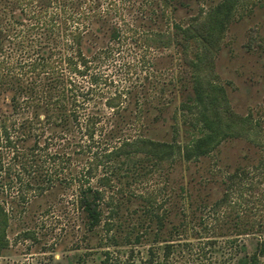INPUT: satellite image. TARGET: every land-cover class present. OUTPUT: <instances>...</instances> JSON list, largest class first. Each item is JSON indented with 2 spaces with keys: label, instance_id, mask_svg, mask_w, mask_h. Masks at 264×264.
<instances>
[{
  "label": "rangeland",
  "instance_id": "374dc122",
  "mask_svg": "<svg viewBox=\"0 0 264 264\" xmlns=\"http://www.w3.org/2000/svg\"><path fill=\"white\" fill-rule=\"evenodd\" d=\"M107 1L110 6L116 2L122 13L113 19L120 25L122 37L109 42L110 49H100L99 60L91 64L95 66L92 72H100L108 81L101 86L104 95L97 94L87 104V112L97 115L95 140L104 141V131L111 126L114 130L107 135V145L102 144L103 152L128 137L140 135L181 143L194 139L200 125L194 108L186 102L187 94L193 90L188 61L201 53L200 45L193 39L187 50L177 43L163 47L151 42L150 37L155 32L171 31L175 24L185 26L197 21L221 0H135V8L131 7L132 1L128 8L125 0ZM182 1L188 5L182 6ZM237 1L219 49L213 51V70L208 69V64L204 67L211 73L210 79L222 85L231 107L243 116H252L264 131V0ZM54 11L55 8H42L31 0H0V27L5 37L0 58L8 73L20 74L27 84L43 80L28 66L37 57L40 45L55 50L54 64L58 51L62 56L73 51L69 46L62 49L68 31L61 26L57 29V20L51 18ZM63 17L65 27L71 28L74 22L68 19L70 16ZM131 25L136 31L129 29ZM13 67L16 68L10 69ZM45 84L46 76L41 89ZM116 89L125 95L121 116L119 111L102 104V99ZM126 106L129 109L122 111ZM83 139L87 140L86 135ZM95 145L91 152L76 156L74 164H64L63 173L69 168L86 171L85 166L95 160L92 151L99 149ZM6 153L4 162L12 165V154ZM126 158L116 154L109 159L100 158L93 168L89 180L103 193L105 215L92 232L82 224L76 183L51 195L29 190L27 202H23L12 187L18 185L14 174L11 173L10 187L8 177L0 175V201L10 214L8 247L0 255V264H106L107 251H111L113 261L148 264L151 249L160 251L155 245L170 235V221L178 225L184 220L183 211L195 213L198 226L191 232L190 226L182 225L180 238L204 231L203 222L210 227L205 235L218 239L237 237L249 251L255 246L260 233L256 230L264 225V147L244 139H229L200 159ZM104 176L108 182L102 184L100 179ZM110 198L116 205L115 216L109 217L114 219L113 231L118 241L115 245L107 239L112 231L104 225ZM160 215L161 227L157 219ZM137 230L147 232L141 242L125 244L123 236L130 233L132 241ZM218 257L221 258L219 254Z\"/></svg>",
  "mask_w": 264,
  "mask_h": 264
},
{
  "label": "trees",
  "instance_id": "16d2710c",
  "mask_svg": "<svg viewBox=\"0 0 264 264\" xmlns=\"http://www.w3.org/2000/svg\"><path fill=\"white\" fill-rule=\"evenodd\" d=\"M32 1L39 7L56 9L51 18L57 20L58 30L61 26L68 31L64 43L62 41L64 44L62 49L69 46L73 51L64 56L58 51V58L54 59V64L52 61L56 54L55 50L45 44L39 46L37 57L28 63V66L29 71L36 72L38 78L43 77L42 82L46 76L47 84L42 89L40 79L27 84L20 74L8 73L5 70L7 67L5 61L0 58V175L8 177V182L10 180L11 183L13 180L11 173L14 174L16 177L14 181L18 185L12 186L11 183L9 187L17 189V196L23 202H27L26 196L29 190L51 195L76 183L77 208L81 213L82 224L85 229L92 232L100 225L105 215L103 193L89 180L100 158L109 159L116 154L124 155L131 161L138 158L146 160V157L163 161L169 158L174 159L175 156H181L184 160L200 159L229 139H244L264 147V131L260 123L250 115L243 116L237 113L231 107L222 85L213 82L209 75L211 73L204 67L208 64L210 71L214 68L213 51L219 49L224 28L228 19L234 14L237 0H221L206 13H202L199 19H196L197 21L185 26L175 24L171 31L155 32L150 37L151 42L158 46L166 47L177 43L186 50L191 46L193 39L198 41L201 53L195 59L188 61L192 70L193 90L187 94L186 102H190L197 113L196 119L200 125L199 135L184 143L155 140L144 135L128 137L118 145L112 146V150L107 149L104 152L102 144L107 145V135L113 132V126L104 131V141H96L97 115L95 116L93 111L87 112L89 109L87 104L95 96L104 95L105 91L101 86L104 83L108 84V81L100 72H92L95 66L91 64L99 60L100 49H110L107 48L109 42L121 39V27L113 19L115 15L120 16L122 13L119 7H116V2L110 6V1L107 0ZM131 1V7H134L135 0H125L127 8ZM172 1L176 0L169 2ZM182 2H184L182 6L188 5L187 2ZM67 15L70 16L68 19L74 22L71 28L65 27L66 17L63 16ZM44 28L48 30L47 25ZM129 29L136 31L132 25ZM4 38L0 27V52L3 51ZM210 54L211 59L207 60ZM97 64L101 62L97 61ZM79 76L84 79L79 80ZM123 96H125L124 93L116 89L111 95H107L104 99L100 97V99L103 100V105L118 112L123 108ZM129 107L126 106V109L122 111H126ZM119 115L121 116V112ZM84 135L87 137L86 141L83 139ZM94 144L97 148H101L100 153L99 149L92 151L95 160L85 166V172L83 168L81 171L69 168L66 174L63 173L64 164L67 166L74 164L77 160L76 156L91 152L90 149ZM6 150L12 154L10 157L12 165L4 162V158L7 157ZM106 162L104 164H107ZM106 179L107 176L101 177L100 182L105 184L108 182ZM108 204L110 211L104 225L106 229L112 231L107 234V239L115 245L118 244L117 234L113 231L114 219L112 221L110 219L116 214L113 198ZM182 214L184 220L180 224L170 221L168 230L170 235L162 242H156L155 248L160 251L154 252L151 249L148 264H264V225L256 230L260 232L259 238L249 251L245 243L239 244L237 237L227 235L228 237L224 239H218L215 236L205 235L210 227L204 226L203 222L201 223L204 231L197 230L196 235L193 234L192 237L180 238L179 231L182 225L190 226L191 232L198 226L195 225L197 222L194 219L195 213L183 211ZM162 217L160 215L157 218L160 223L157 225L160 227L163 226ZM222 218L226 220L225 216ZM215 221L217 222V219ZM9 225V211L0 201V255L8 247ZM252 232L255 233V231ZM146 233L145 230H137L132 241L129 238L130 233H126L122 239L125 244L141 242ZM110 252H106V264H127L119 260L113 261Z\"/></svg>",
  "mask_w": 264,
  "mask_h": 264
}]
</instances>
